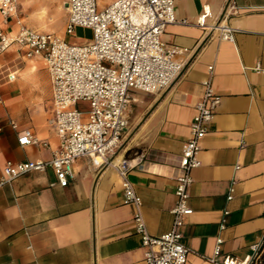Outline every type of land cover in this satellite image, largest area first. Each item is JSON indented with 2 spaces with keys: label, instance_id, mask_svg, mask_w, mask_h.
<instances>
[{
  "label": "crops",
  "instance_id": "1",
  "mask_svg": "<svg viewBox=\"0 0 264 264\" xmlns=\"http://www.w3.org/2000/svg\"><path fill=\"white\" fill-rule=\"evenodd\" d=\"M49 1L18 0L16 15L7 23L0 15V25L14 34L18 17L36 29L28 22L40 19L38 9ZM113 1L97 0V6ZM228 1L174 0L176 17L188 24H169L161 38L168 46L185 48L176 56L183 68L155 93L130 91L128 125L110 155L132 161L128 176L142 199L149 233L169 230L182 145L212 65V87L220 102L200 142L201 164L191 171L188 203L193 211L182 227V240L191 249L187 264H213L206 257L213 254L217 237L222 254L243 258L264 234V72L254 69L264 67V0H234L237 14L227 13ZM205 5L207 24L224 20L237 28L233 41L194 24ZM57 35L67 40L66 34ZM24 53L16 44L0 52V176L7 161L47 160L60 145L50 123L52 83L45 60ZM25 129L38 143H18ZM73 169L66 186L48 167L0 187V264H146L134 208L123 201L113 166H96L84 156Z\"/></svg>",
  "mask_w": 264,
  "mask_h": 264
},
{
  "label": "built area",
  "instance_id": "2",
  "mask_svg": "<svg viewBox=\"0 0 264 264\" xmlns=\"http://www.w3.org/2000/svg\"><path fill=\"white\" fill-rule=\"evenodd\" d=\"M65 6L66 33L78 26L89 28L90 40L69 42L54 32L31 28L18 17L14 34H8L0 25V52L16 44L24 49L26 57L41 56L45 60L52 83L50 123L60 139L59 148L47 160L7 161L0 176V187L32 170L48 167L53 169L57 183L66 186L74 177V162L84 156L90 157L96 166L111 165L121 180L123 201L134 208L132 219L144 247L145 263L187 264L191 249L182 240V227L186 216L193 211L188 203L191 171L201 164L200 142L220 102L212 87V65L208 66V76L202 81L204 92L195 105L189 136L182 145L176 200L170 209L171 227L162 234L152 235L143 215L142 199L128 176L132 161L110 155L118 148L128 125L125 110L131 100L130 91L155 93L168 87L180 74L183 63L176 56L185 48L168 46L161 36L169 24H188V21L176 17L174 0H114L101 9L97 0H67ZM17 9L18 0H0L4 23L16 15ZM226 10L230 14L240 11L234 0L228 1ZM209 11L205 5L194 24L215 31L222 40L233 41L237 28L224 20L207 24L205 18ZM254 69L264 72V67L258 64ZM8 79L13 80L14 74H9ZM80 100L89 104L84 111L77 107ZM10 124L16 127L12 120ZM18 143L35 144L38 139L25 129L19 132ZM233 190L232 182L228 200ZM227 213L225 209L221 229L225 227ZM221 243L222 238L217 237L213 254L206 257L213 264H264V234L249 246L250 251L243 258L222 254Z\"/></svg>",
  "mask_w": 264,
  "mask_h": 264
},
{
  "label": "rangeland",
  "instance_id": "3",
  "mask_svg": "<svg viewBox=\"0 0 264 264\" xmlns=\"http://www.w3.org/2000/svg\"><path fill=\"white\" fill-rule=\"evenodd\" d=\"M34 10L35 8H31ZM38 14L42 15L40 19H30L29 24H32L38 30L52 31L55 34H66L69 42L84 43L90 40L92 31L85 27H76L73 32L66 33L65 18L66 9L63 0H50L45 8H39ZM41 10V11H40ZM77 107L80 110H86L89 107L87 101H79Z\"/></svg>",
  "mask_w": 264,
  "mask_h": 264
},
{
  "label": "bare ground",
  "instance_id": "4",
  "mask_svg": "<svg viewBox=\"0 0 264 264\" xmlns=\"http://www.w3.org/2000/svg\"><path fill=\"white\" fill-rule=\"evenodd\" d=\"M65 8H66V6H65Z\"/></svg>",
  "mask_w": 264,
  "mask_h": 264
}]
</instances>
